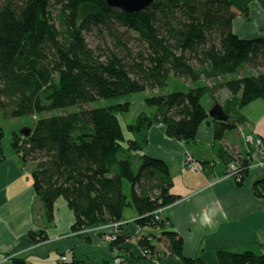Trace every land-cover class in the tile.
<instances>
[{"label": "trees", "instance_id": "1", "mask_svg": "<svg viewBox=\"0 0 264 264\" xmlns=\"http://www.w3.org/2000/svg\"><path fill=\"white\" fill-rule=\"evenodd\" d=\"M240 9L234 0H154L132 12L106 0H0V110L7 117L35 116L30 133L14 131L10 143L33 166L32 186L48 221L58 197L73 211V231L122 220L130 206L138 227L160 232L139 238L143 257L130 256L132 264L166 254L203 264L183 255L182 238L167 217L156 218L155 210L178 196L170 192L168 164L146 154L142 143L156 123L168 137L194 140L210 115L201 104L205 92H229L211 109L216 140L244 120L241 108L264 100V37L233 32ZM87 33L100 41L95 49ZM170 77L188 86L165 92ZM145 91L144 102L155 110L141 111L126 125L133 137L124 136L117 116L130 101L92 104ZM3 136L0 126V159ZM240 154L244 180L247 153ZM31 235L35 243L47 237L44 231ZM122 238L119 233L110 245ZM83 257L73 253L61 264H88ZM217 257L219 264H264L262 252L249 250H219ZM11 264L31 263L13 256Z\"/></svg>", "mask_w": 264, "mask_h": 264}, {"label": "crops", "instance_id": "2", "mask_svg": "<svg viewBox=\"0 0 264 264\" xmlns=\"http://www.w3.org/2000/svg\"><path fill=\"white\" fill-rule=\"evenodd\" d=\"M234 1L244 12L237 10L233 32L242 38L264 37V0ZM227 97L229 92L220 89L213 98L221 103ZM240 113L244 120L237 122L231 131L226 130L221 139L214 138L209 115L192 141L168 137L164 125L156 123L148 128L146 141L142 143L146 154L164 160L169 166L170 192L181 200L170 204L163 215L182 238L183 255L198 257L203 264H219V250L259 253L264 247V166L250 168L241 184L231 177L223 178L232 152L250 151L253 160L264 159V147L254 150L243 138L244 134L252 133L264 139V100L251 101ZM1 119L11 121L2 111V129ZM2 153L0 264H11L13 256L24 257L31 264H61L60 256L65 255L67 261L73 253L83 255L88 264H132L130 256L143 257L139 238L159 235L158 229L141 228L134 221L121 227L123 238L115 246L103 239L106 230L92 229L88 234H78L71 229L75 220L73 211L62 197L55 200L53 218L48 221L32 186L33 166L21 160L10 141L8 149L2 146ZM186 155L193 158L198 169L184 164ZM135 217L136 214L122 220ZM40 231L47 237L35 243L31 233L38 236ZM140 264L183 263L166 254L159 259H141Z\"/></svg>", "mask_w": 264, "mask_h": 264}, {"label": "rangeland", "instance_id": "3", "mask_svg": "<svg viewBox=\"0 0 264 264\" xmlns=\"http://www.w3.org/2000/svg\"><path fill=\"white\" fill-rule=\"evenodd\" d=\"M57 8H58V6L54 8L55 13L57 11ZM85 40L88 43V45L93 49H95V47L100 43V41L93 34H90V33L85 34ZM261 70H264V67H262ZM185 86H188V84L185 83L182 78L170 77L169 81H168V85L163 89V91L168 92L174 88H183ZM146 94H148V91L133 92V93L121 95V96L116 97V98L98 99V100L94 101L92 104L95 106H102V105H109V104H113V103H117V102L130 101L131 105H130L129 110L126 112H117V116H118L119 122L122 126L124 136L125 137H133L135 135L127 130L126 125L128 123H133L136 120L137 115L141 111H145L148 114H152L155 110L154 107H149L144 102L143 98ZM201 104L204 106L206 111L209 113L210 110L213 109V106L215 104V100L208 92H205L201 97ZM84 107L87 108L89 106L85 105ZM70 109H73V108L70 107L68 110H70ZM51 113H53V112H51ZM0 114H2L1 110H0ZM34 119H35V116H33V117L32 116H21V117H16V118L10 117L9 120H11V121H5V120L1 119L2 123H3L2 125H3V132H4V136L2 138L3 148L8 149L12 131L31 130ZM229 131H231V130H229ZM123 190H124V193L129 198L130 184L126 180H123ZM135 214H136V212L132 207L126 206L124 208V211H123V217L124 218L134 216ZM123 221L126 223H124L122 226L126 225L128 222H132L133 219L123 220ZM90 230H92V229H89L88 232H90ZM102 230L103 229H101V231ZM104 230L107 231L109 229H104ZM88 232L78 233V234L84 235V234H88ZM103 239L106 242H109L104 237H103ZM85 260L87 263L89 262V260L87 258Z\"/></svg>", "mask_w": 264, "mask_h": 264}, {"label": "built area", "instance_id": "4", "mask_svg": "<svg viewBox=\"0 0 264 264\" xmlns=\"http://www.w3.org/2000/svg\"><path fill=\"white\" fill-rule=\"evenodd\" d=\"M244 141L245 143L250 146L251 148H253L254 150H260L263 149L264 147V139L258 135L252 134V133H246L243 135ZM250 151H248L247 153V160H248V165H247V169L249 170L250 168H256V167H262L264 166V159L263 160H253L252 155L249 153ZM232 158L227 162L226 164V168H225V172L223 174V178L225 177H231L233 178L237 183L238 182H242V176L243 173L241 172V162L240 160L243 158L242 154H240V152L236 151V152H232L231 153ZM184 164L187 165L188 167L192 168V169H198L199 166L197 163H195L193 161V158L189 155H186L185 160H184ZM181 199H176L174 202L179 201ZM173 202V203H174ZM168 206H163V207H159L155 210V214H156V218L160 217V215L164 214V210L167 208ZM134 221V219H133ZM126 223L123 220H118V221H112L109 222L105 225L96 227V228H83V229H79L76 230V233H86L89 231V229H109L107 230V232H104V238L109 241L112 242L117 238V235H119L120 231H121V227L122 225ZM143 252V251H142ZM261 252L264 254V247L262 248ZM66 256L62 255L59 258L60 262L66 261Z\"/></svg>", "mask_w": 264, "mask_h": 264}, {"label": "water", "instance_id": "5", "mask_svg": "<svg viewBox=\"0 0 264 264\" xmlns=\"http://www.w3.org/2000/svg\"><path fill=\"white\" fill-rule=\"evenodd\" d=\"M154 0H106L111 5L118 7L126 12L139 11L147 7ZM212 115L211 111L209 112ZM21 133L28 135L30 130H20Z\"/></svg>", "mask_w": 264, "mask_h": 264}]
</instances>
